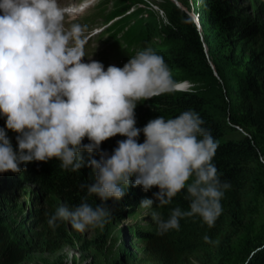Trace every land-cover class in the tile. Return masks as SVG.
<instances>
[{
    "label": "clouds",
    "instance_id": "9594fccd",
    "mask_svg": "<svg viewBox=\"0 0 264 264\" xmlns=\"http://www.w3.org/2000/svg\"><path fill=\"white\" fill-rule=\"evenodd\" d=\"M91 2L95 1L63 8L58 0H0V114L6 117L7 129L18 133L17 151L0 128V173H19L22 164L53 158L62 168L77 171L85 164L83 151L99 150L100 160L89 162L94 180L81 188L105 203L93 207L85 199L74 208L61 205L48 217L50 227L64 221L77 231L102 228L110 215L106 202L123 199L133 177L135 186L145 192L159 188L153 194L158 206L170 204L187 190L188 210L177 207L167 220L152 213L158 234L178 229L181 218L195 215L213 226L222 212V189L230 184L218 177L212 163L218 145L201 127L199 114L185 111L167 120L159 116L142 129L136 127L138 101L189 92L194 85L176 84L163 57L151 48L135 56L131 52L128 61L130 54L119 51L127 50V44L97 21L98 17L108 25L101 16L108 4L99 7L102 4L96 1L98 14L91 19L87 11ZM81 20L85 25L88 20L87 40L78 24ZM95 42L97 50L85 55L84 48ZM141 132L143 143L138 142ZM117 135L126 139L117 142L112 154L100 150L103 142ZM85 138L88 144L83 143ZM153 204V199L145 198L139 207ZM204 240L210 242L208 236Z\"/></svg>",
    "mask_w": 264,
    "mask_h": 264
},
{
    "label": "trees",
    "instance_id": "16d2710c",
    "mask_svg": "<svg viewBox=\"0 0 264 264\" xmlns=\"http://www.w3.org/2000/svg\"><path fill=\"white\" fill-rule=\"evenodd\" d=\"M190 1L196 5L194 15ZM243 1L177 0L180 5L169 2L164 7L168 22L163 27L166 49L156 54L163 57L170 72H179L194 86L189 92L163 93L138 101L136 127L142 129L159 116L167 120L185 111L198 113L204 121L201 127L218 145L212 163L221 183L228 182L230 188L222 189V212L211 227L195 215L181 218L178 229L159 237L136 234L151 249L141 264H264V243L251 248L243 261H239L236 250L237 240L256 213L254 198L264 177V4L249 14ZM133 9L132 2L120 0L114 11L103 8L101 14L107 24L117 20L111 34L122 37L127 44V50L119 51L130 54L128 61L132 57L129 42L146 48L155 37ZM0 128L5 129L18 151L17 134L11 139L12 131L7 129L2 114ZM124 139L121 135L112 137L102 143L100 150L112 154L117 142ZM144 140L141 132L138 142ZM89 142L83 140L84 144ZM81 155L85 164L77 171L62 168L61 161L53 158L22 164L19 173H4L0 184V264H23L36 254L58 253L72 246L76 230L64 221L52 228L48 217L61 205L74 208L85 199L93 207L105 203L81 188L93 182L89 162L99 161L100 151H83ZM28 186L34 187V193L41 191L46 201L43 205L36 195L31 196L33 206L25 211L20 205ZM158 191L153 187L145 192L142 186H135L133 177L123 199L106 202L108 218L116 221L125 211L133 212L143 199L154 197ZM186 195L185 188L170 204L160 206L164 220L177 207L188 210ZM205 236L210 242H205ZM154 247L158 250L153 251ZM113 264L123 263L116 257Z\"/></svg>",
    "mask_w": 264,
    "mask_h": 264
},
{
    "label": "rangeland",
    "instance_id": "374dc122",
    "mask_svg": "<svg viewBox=\"0 0 264 264\" xmlns=\"http://www.w3.org/2000/svg\"><path fill=\"white\" fill-rule=\"evenodd\" d=\"M59 1L62 3L63 8H65V6L71 5L72 3L81 5L82 0ZM94 1L91 8L87 10L89 11L88 15L91 14L94 16L99 7H106L105 3L107 2V8L112 12L120 0ZM96 1H99L102 5L98 7V2ZM128 1L134 4L133 11L139 13V17L143 18V21L150 27L152 33L155 35L150 45L146 48L153 49L155 53L164 51L166 46L163 44V27L168 24L164 7L169 4V2H173L175 5H178L179 2H177V0ZM243 3L244 6L249 9V14H251L257 7L264 4V0H244ZM189 4L192 7L191 13L194 15V8L196 5L193 1H190ZM83 18L86 20V16ZM92 18L93 17H91V19ZM97 21L100 26L103 25L104 29L109 30V32L111 31L110 24L106 25L103 21L99 20L98 17ZM78 24L84 27L83 36H85L84 38L87 40V26L83 23V20ZM118 37L122 38L120 36ZM98 45V42L89 43L84 49L85 55L93 54L97 50ZM129 45L131 52H133V56H135L137 52L146 49L142 45H132L130 42ZM104 46L105 45H103L102 48ZM171 76L176 84L188 81L183 78L179 72H171ZM3 118L6 119L4 116ZM14 134L18 135V133L12 131L10 133L11 139L15 136ZM3 175L4 173H0V184ZM262 180V187L254 198L256 213L251 223L246 227V230L236 242V250L240 258L239 261L245 259L251 248L264 243V177ZM127 189L128 187L126 186L125 190ZM24 195L20 207L25 209V211L33 206L30 199L31 196L36 195L40 200V204H45L46 196L41 191L34 193L33 186H28L24 191ZM148 199L154 200L153 206L149 208L138 207L131 213L130 210H127L122 215V219L119 218L116 221H110V219L106 217L102 228L88 227L84 231L76 230L72 246L65 247L58 253L36 254L31 261L23 264H113L114 258L116 257H120L123 264H141L142 260L147 257L151 249H149L147 241L142 237H137L136 234L145 233V235H147L150 233L153 236L156 235V237H159L158 227L152 218V213L158 212L162 218V210L161 207L158 206L159 202L155 200V197H150ZM104 240L106 242H104ZM152 250L157 251L158 248L154 247Z\"/></svg>",
    "mask_w": 264,
    "mask_h": 264
},
{
    "label": "built area",
    "instance_id": "2783aa9c",
    "mask_svg": "<svg viewBox=\"0 0 264 264\" xmlns=\"http://www.w3.org/2000/svg\"><path fill=\"white\" fill-rule=\"evenodd\" d=\"M190 89V85L188 87H186V90H189ZM238 130L241 131V132H244L243 129L239 128L238 127ZM262 162H263V159H262Z\"/></svg>",
    "mask_w": 264,
    "mask_h": 264
},
{
    "label": "water",
    "instance_id": "95a60500",
    "mask_svg": "<svg viewBox=\"0 0 264 264\" xmlns=\"http://www.w3.org/2000/svg\"><path fill=\"white\" fill-rule=\"evenodd\" d=\"M196 21L198 22V18L196 19Z\"/></svg>",
    "mask_w": 264,
    "mask_h": 264
}]
</instances>
